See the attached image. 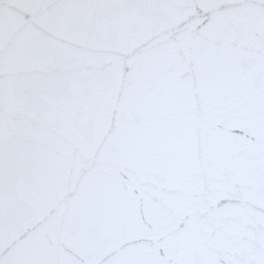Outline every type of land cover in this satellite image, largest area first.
<instances>
[{
  "label": "snow or ice",
  "instance_id": "snow-or-ice-1",
  "mask_svg": "<svg viewBox=\"0 0 264 264\" xmlns=\"http://www.w3.org/2000/svg\"><path fill=\"white\" fill-rule=\"evenodd\" d=\"M0 264H264V0H0Z\"/></svg>",
  "mask_w": 264,
  "mask_h": 264
}]
</instances>
